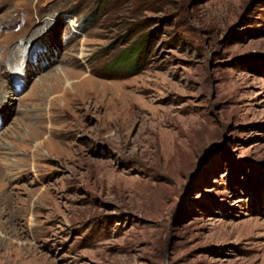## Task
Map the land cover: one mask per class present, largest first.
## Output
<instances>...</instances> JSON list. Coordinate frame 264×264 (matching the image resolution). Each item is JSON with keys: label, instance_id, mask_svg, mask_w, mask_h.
Segmentation results:
<instances>
[{"label": "rangeland", "instance_id": "obj_1", "mask_svg": "<svg viewBox=\"0 0 264 264\" xmlns=\"http://www.w3.org/2000/svg\"><path fill=\"white\" fill-rule=\"evenodd\" d=\"M0 264H264V0H0Z\"/></svg>", "mask_w": 264, "mask_h": 264}]
</instances>
